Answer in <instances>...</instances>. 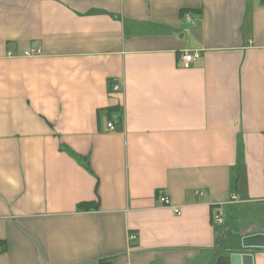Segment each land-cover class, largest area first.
<instances>
[{
    "label": "crops",
    "instance_id": "obj_1",
    "mask_svg": "<svg viewBox=\"0 0 264 264\" xmlns=\"http://www.w3.org/2000/svg\"><path fill=\"white\" fill-rule=\"evenodd\" d=\"M259 233L264 0H0V264H218Z\"/></svg>",
    "mask_w": 264,
    "mask_h": 264
},
{
    "label": "built area",
    "instance_id": "obj_2",
    "mask_svg": "<svg viewBox=\"0 0 264 264\" xmlns=\"http://www.w3.org/2000/svg\"><path fill=\"white\" fill-rule=\"evenodd\" d=\"M40 54V50H32L30 52H25L24 56L26 57H32V56H37ZM200 57V53L198 51H194L192 53H183L181 56V62L183 67H187L189 64L195 62L198 58ZM123 90V85L119 80H113L110 83V92L113 94L121 93ZM115 119L117 117L113 115V119H111L110 122L107 123V130L112 132L115 129ZM196 196H201L202 193L200 192H195ZM232 200L235 201V197H232ZM161 203L169 206V201L166 198H161L160 199ZM214 223L217 225H222L223 224V219L221 216V213L219 210L216 211L215 217H214ZM136 237L134 235H130L129 239L130 241H133Z\"/></svg>",
    "mask_w": 264,
    "mask_h": 264
},
{
    "label": "water",
    "instance_id": "obj_3",
    "mask_svg": "<svg viewBox=\"0 0 264 264\" xmlns=\"http://www.w3.org/2000/svg\"><path fill=\"white\" fill-rule=\"evenodd\" d=\"M251 248H264V234L259 233L243 237L240 249H238L239 252L220 258L218 264H253V257L250 254L241 253Z\"/></svg>",
    "mask_w": 264,
    "mask_h": 264
},
{
    "label": "trees",
    "instance_id": "obj_4",
    "mask_svg": "<svg viewBox=\"0 0 264 264\" xmlns=\"http://www.w3.org/2000/svg\"><path fill=\"white\" fill-rule=\"evenodd\" d=\"M91 207H94L92 203H81L78 205V210H89Z\"/></svg>",
    "mask_w": 264,
    "mask_h": 264
}]
</instances>
